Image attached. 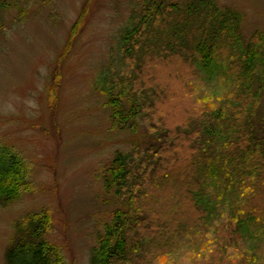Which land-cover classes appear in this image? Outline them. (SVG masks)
<instances>
[{"label":"trees","instance_id":"16d2710c","mask_svg":"<svg viewBox=\"0 0 264 264\" xmlns=\"http://www.w3.org/2000/svg\"><path fill=\"white\" fill-rule=\"evenodd\" d=\"M133 3L120 70L99 80H110L115 126L142 127L153 142L117 152L105 170L106 190L125 207L112 214L91 264H115L116 255L117 264H264V33L247 39L244 15L219 0ZM178 63L186 72L176 82L194 112L168 98ZM30 187L27 165L0 149V201ZM53 222L42 212L19 224L8 264H66L47 239ZM161 235L167 244H157Z\"/></svg>","mask_w":264,"mask_h":264},{"label":"rangeland","instance_id":"374dc122","mask_svg":"<svg viewBox=\"0 0 264 264\" xmlns=\"http://www.w3.org/2000/svg\"><path fill=\"white\" fill-rule=\"evenodd\" d=\"M6 2L0 10V149L27 165L31 187L15 200L0 201V264H8L17 226L42 212L54 219L47 239L66 264H91L112 214L125 207L106 190L105 170L117 152L143 150L153 142L142 127L132 132L115 126L105 92L110 80L105 89L99 80L120 70V38L135 5L133 0ZM219 2L244 15L247 39L264 33V0ZM177 65L182 70L169 77L168 98L179 97L194 112V99L176 82L186 66ZM162 238L157 244H167Z\"/></svg>","mask_w":264,"mask_h":264}]
</instances>
